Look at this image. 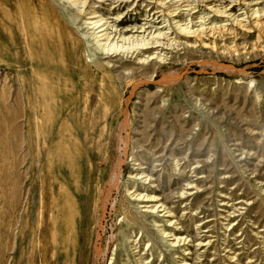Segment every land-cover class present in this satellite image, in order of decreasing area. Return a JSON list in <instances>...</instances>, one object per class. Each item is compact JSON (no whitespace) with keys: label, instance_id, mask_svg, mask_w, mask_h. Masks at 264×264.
Wrapping results in <instances>:
<instances>
[{"label":"rangeland","instance_id":"rangeland-1","mask_svg":"<svg viewBox=\"0 0 264 264\" xmlns=\"http://www.w3.org/2000/svg\"><path fill=\"white\" fill-rule=\"evenodd\" d=\"M28 4L12 0L0 6L13 12L0 19V264H52L54 259L75 264L80 245L97 232L103 244L112 237L120 244L116 264L133 259L126 240L140 241L142 232L124 221L127 207L136 206L125 196L131 187L129 158L120 192L112 197L116 208L112 201L104 207L106 180L126 122L129 155L137 152L148 172L154 167L162 189L157 196L185 191L188 183L196 187L187 199L168 202L182 228L177 233L192 242L170 251L153 219L139 215L148 223L144 241L155 247L144 251L142 242L136 254L153 262L162 252L164 264L183 259L189 264H264V27H252L242 15L244 28L206 15L209 22L227 24L223 36L206 35V47L191 39L192 47L172 51L165 64L133 65L130 57L99 55L84 19L74 24L56 0L44 3L49 15L40 5L25 10ZM243 7L231 12L240 16L243 10H236ZM200 8L196 17L207 14ZM139 9L121 28L146 23ZM146 14L154 30L166 31L167 23L154 21L152 11ZM43 18L56 22L57 29L50 31ZM216 44L219 49H212ZM240 150L250 155L241 156ZM162 154L163 165L155 167V155ZM221 196L235 205L241 199L254 204L227 221L221 202L229 200ZM198 241L211 245L197 247ZM228 242L235 263L223 251ZM113 245L104 264L112 258ZM185 249L191 252L187 257Z\"/></svg>","mask_w":264,"mask_h":264},{"label":"bare ground","instance_id":"bare-ground-1","mask_svg":"<svg viewBox=\"0 0 264 264\" xmlns=\"http://www.w3.org/2000/svg\"><path fill=\"white\" fill-rule=\"evenodd\" d=\"M12 0H0V6L5 4H10ZM46 0H29V4L24 5V9L27 8H37V5L42 7V10L45 7ZM58 4L68 13L71 17V21L74 24L82 19H84V24L87 27V31H90L89 36L93 39L95 43L94 50L99 52V55L105 56V58L112 57H130L133 59V65H155L157 64H165L167 61V57L174 50H184L188 47H192L191 39H195V42H200L203 44V47H206V43L204 42V37L209 35V37H216V34H221L223 36V32L225 31V25L221 26L216 25L212 22H209V17L206 15H213L214 17H222L225 18L224 22H229V24L233 27H243L241 20L239 17L244 16L246 23H249L252 27L256 28L260 25L264 27V22L259 21L260 18H264V7H259L264 1L263 0H56ZM38 3V4H37ZM227 3V5H226ZM238 5L244 6L243 8H238L236 11L243 10L242 14L236 15L232 13V9L237 7ZM152 6V7H151ZM126 7L124 12H121V9ZM202 7V8H200ZM107 10L106 15L103 14L105 9ZM141 8L142 13H145L146 23L142 25H133L127 26L126 28H121L124 23L129 22V17H131V12L136 9ZM143 8L144 11H143ZM198 8L202 11H207V14L195 16L198 12ZM236 9V8H235ZM23 10V9H22ZM152 11V17L155 18L154 21H160L159 23H167L166 26L168 28L166 31L154 30V25L150 26L148 22L150 15L146 14L147 12ZM44 12L49 15L50 11L45 10ZM23 13V11H22ZM200 13V12H199ZM206 13V12H205ZM237 13V12H236ZM238 14V13H237ZM0 19L1 18H11L13 16V12H5L4 8H0ZM181 15H187V20H177L176 18ZM45 17V16H44ZM56 17V16H55ZM82 18V19H81ZM167 18V19H165ZM162 19V20H160ZM217 19V18H216ZM141 20V19H140ZM151 19L150 21H152ZM43 23L49 25L50 31L57 29V23L47 20L46 18L42 19ZM158 23V22H155ZM163 29V28H158ZM229 31V29H228ZM87 35V34H86ZM183 39V40H181ZM215 39V38H214ZM217 39V38H216ZM240 48V47H238ZM237 48V49H238ZM189 49V48H188ZM212 49L218 50L217 44L212 47ZM239 50V49H238ZM94 53V57H95ZM110 63H108L109 65ZM151 64V65H150ZM107 65V66H108ZM127 65H124V70H126ZM131 68V67H130ZM132 72H135V69H131ZM241 81V80H240ZM240 81H238L240 83ZM163 84V82L161 81ZM160 83V85H161ZM137 87V86H136ZM135 87V88H136ZM133 89V91L135 90ZM133 95V94H132ZM131 98V97H130ZM125 122V121H124ZM127 122L122 123L120 126V134L118 137V154L117 161L115 162L113 173L106 180L107 184V195L104 198V207L107 208L110 201H112L111 206L115 209L117 206L115 201L112 199L114 192L119 191L121 189V178H122V169L125 163V159L129 160L132 167V172L128 176L129 181H131V187L125 189L126 199H129V203L136 204V206L127 207V211L123 213L124 221L130 220L128 227L130 230L135 232H142V236H140V241L133 239V236H130L126 240V245H128L129 253H131L133 259L131 258L124 260L123 264H164V257L162 252L158 254L157 258L153 259V262L150 260L146 261L142 255L146 254H136L138 249L141 248L142 242H144V251H149L153 247H155V243L145 242L144 239L147 238V226L148 223L142 222L139 215H142V218H152V223L154 225L155 230L159 233L161 238L165 241L164 243L168 246L170 251H175L177 247H183L192 242L189 236L181 237L177 232H181L179 229L180 223H177L174 217V212L172 208L168 206V202H178L180 199L184 200L188 197L194 195L196 192L195 186L191 183H188L185 186V191H177L172 192L169 197L157 196L158 192L161 191V185L157 179H154V175L152 171H154V167H151V172L147 171L146 162H144L137 152H132L129 155L130 147L132 140L128 133ZM118 131V130H117ZM125 134V135H124ZM115 135V134H114ZM117 135V134H116ZM137 144L133 143L135 147ZM113 146V145H112ZM138 147V146H137ZM140 151L142 147H139ZM137 149V150H139ZM111 150V149H110ZM241 151V150H240ZM109 152V151H108ZM107 152V154H109ZM241 156L246 157L250 155V153L246 151H241ZM166 155L162 154L156 157L155 162L156 166H162L163 157ZM154 157V155L152 156ZM129 158V159H128ZM151 158V157H150ZM153 160V161H154ZM170 160V159H169ZM109 161V160H107ZM128 162V161H127ZM172 166L174 168V175H178L180 179V174L177 173L179 171V160L177 158H173L171 160ZM112 166V165H111ZM156 171V170H155ZM154 171V172H155ZM108 175H106L107 177ZM108 178V177H107ZM203 178V177H201ZM233 178V177H232ZM104 179L105 175H104ZM105 182V181H104ZM176 182V181H175ZM174 182V183H175ZM100 183V182H99ZM173 184V182H170ZM97 190L95 189V192ZM201 190L198 189V192ZM264 193V191H263ZM226 198L225 196H221ZM229 201H225L221 204L227 209L224 210V217L222 219L229 220L230 218H238L243 215L241 212L242 209H246L245 207L251 206L254 202H248L245 200H239L235 205L232 203L233 200L226 198ZM193 203L191 207H193ZM190 207V208H191ZM189 208V210H190ZM141 209V210H139ZM241 212V213H240ZM193 215H196L193 213ZM126 218V220H125ZM162 219L160 221L159 219ZM166 220V221H165ZM210 221V220H209ZM160 222L163 223L165 227L169 228V232L160 228ZM208 222V221H207ZM255 225V221H253ZM203 225V224H200ZM233 225H236L235 223ZM163 226V227H164ZM253 227V226H252ZM102 228V227H100ZM257 228V227H253ZM99 229V228H98ZM258 229V228H257ZM102 230V229H101ZM228 231V229H227ZM264 232V230H261ZM258 236L259 233H256ZM255 235V236H256ZM115 236V235H114ZM101 235L99 232L96 233L94 238L90 240L85 239L83 244L80 245L79 250L77 251L78 256L75 257V264H104L108 260V256L110 255V246L113 245L114 249L111 253L112 258L108 264H116L117 258L120 254V244H115L117 241H114V237L107 239L103 244L100 239ZM211 237V236H208ZM207 237V238H208ZM200 238V236H199ZM206 238V236H205ZM171 242H168L170 241ZM199 243L196 245L197 247H208L211 245L210 241L204 243V241H198ZM170 243V244H169ZM131 244V247L130 245ZM93 247V249L89 250V246ZM231 243L228 242L227 246L223 250L227 254L225 256L227 261H232L235 263L236 256H232V248L229 249ZM103 246V247H102ZM76 248V247H75ZM77 249V248H76ZM190 249H185L186 251L183 255H190ZM189 251V252H188ZM231 254V255H230ZM234 254V253H233ZM139 256V257H138ZM235 258V259H234ZM235 260V261H233ZM189 261L183 259L179 264H189ZM52 264H58V260L54 259Z\"/></svg>","mask_w":264,"mask_h":264}]
</instances>
